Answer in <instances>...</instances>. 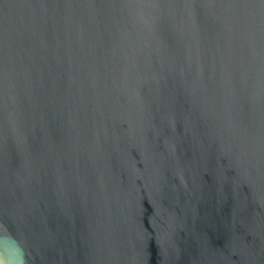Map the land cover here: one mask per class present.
Listing matches in <instances>:
<instances>
[{
  "label": "water",
  "instance_id": "1",
  "mask_svg": "<svg viewBox=\"0 0 264 264\" xmlns=\"http://www.w3.org/2000/svg\"><path fill=\"white\" fill-rule=\"evenodd\" d=\"M264 264V0H0V260Z\"/></svg>",
  "mask_w": 264,
  "mask_h": 264
},
{
  "label": "clouds",
  "instance_id": "2",
  "mask_svg": "<svg viewBox=\"0 0 264 264\" xmlns=\"http://www.w3.org/2000/svg\"><path fill=\"white\" fill-rule=\"evenodd\" d=\"M15 247L17 253L16 258L7 261V264H26L23 249L19 246L18 243H16ZM0 264H5V262L3 260H0Z\"/></svg>",
  "mask_w": 264,
  "mask_h": 264
}]
</instances>
